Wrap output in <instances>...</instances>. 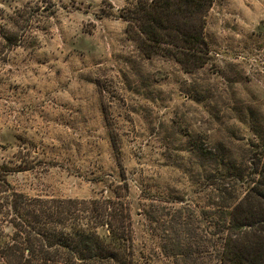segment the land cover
I'll return each mask as SVG.
<instances>
[{
    "label": "rangeland",
    "instance_id": "1",
    "mask_svg": "<svg viewBox=\"0 0 264 264\" xmlns=\"http://www.w3.org/2000/svg\"><path fill=\"white\" fill-rule=\"evenodd\" d=\"M138 1L0 0L11 36L0 39V175L30 197L91 200L117 188L143 264H215L196 247L175 254L148 196L195 200L193 150L243 156L254 130L264 134V0H214L209 62L195 73L138 47L124 19Z\"/></svg>",
    "mask_w": 264,
    "mask_h": 264
},
{
    "label": "trees",
    "instance_id": "2",
    "mask_svg": "<svg viewBox=\"0 0 264 264\" xmlns=\"http://www.w3.org/2000/svg\"><path fill=\"white\" fill-rule=\"evenodd\" d=\"M213 3L139 0L135 15L124 19L137 29L138 47L148 58H174L185 72L195 73L209 62L205 27ZM8 29L6 22L0 39L9 40ZM255 131L243 156L223 148L193 150L190 162L198 172L189 173L194 183L201 182L195 200L176 199L167 190L148 196L152 206L162 205L161 220L154 221L169 235L176 255L189 257L201 249L210 263L264 264V134ZM7 175H0V262L143 264L127 194L116 188L114 196L91 200L30 197L13 188ZM198 222L205 235L198 236Z\"/></svg>",
    "mask_w": 264,
    "mask_h": 264
}]
</instances>
